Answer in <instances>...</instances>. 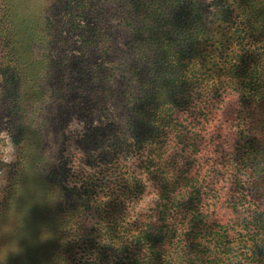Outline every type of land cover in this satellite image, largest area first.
<instances>
[{
    "label": "trees",
    "instance_id": "trees-1",
    "mask_svg": "<svg viewBox=\"0 0 264 264\" xmlns=\"http://www.w3.org/2000/svg\"><path fill=\"white\" fill-rule=\"evenodd\" d=\"M103 3L105 20L94 0H49L29 83L0 7V116L21 142L16 165L39 142L35 166L51 181L43 155H55L66 122L104 121L77 136L75 206L52 228L50 264H264V3ZM112 16L129 32L125 47L105 32ZM222 103L233 107L225 133L212 117Z\"/></svg>",
    "mask_w": 264,
    "mask_h": 264
},
{
    "label": "rangeland",
    "instance_id": "rangeland-1",
    "mask_svg": "<svg viewBox=\"0 0 264 264\" xmlns=\"http://www.w3.org/2000/svg\"><path fill=\"white\" fill-rule=\"evenodd\" d=\"M94 1L103 19L108 18L111 10L107 11L108 7L103 3V0ZM213 1L206 0L208 9H212ZM245 2L251 5L264 3V0H245ZM1 6L7 8L13 17V24L9 27V36H11L9 48L15 51V55L21 61L23 81L29 83V77L31 76L28 70L35 75L39 74L37 69L32 68L34 61L39 57L37 54L39 47H37L34 39L40 38L39 31L43 26L41 13L49 8V0H0ZM104 26L105 32L111 35L121 47H125L129 40V32L119 24V19L112 16ZM30 30L34 34L35 38L33 39L29 38ZM86 63L95 65L96 61L92 58L87 59ZM106 72L107 74L111 73L110 70ZM73 74L72 70L67 76L70 78ZM99 79H102V75L99 76ZM116 79L121 81L117 76L113 77L112 81L116 83ZM99 83L94 84L93 88L97 92L96 95L102 97L99 92ZM115 86L117 90H120L118 85ZM227 96L225 95V101L229 98ZM205 97L209 96L205 94ZM231 97H235V94L233 93ZM221 106L223 109L218 110L215 104L212 109V117L223 124L224 128L221 129V132L225 133L228 121H230L228 120L230 111L233 107L223 103ZM113 107H116V105L110 106V109ZM101 108L103 110L104 106H101ZM0 111H2L1 106ZM112 114L115 115L113 119L116 128L121 125L124 112L115 108ZM5 116L6 114L0 116V133L7 131L12 140V134L5 126L7 119ZM100 124H104V121L90 119L86 114L80 119L71 117L66 122L62 134L57 133L55 135L56 144L53 151V153L56 151L55 155H43L46 158L50 157L49 160L47 159V163L51 167L49 169L54 170L51 181L42 173L41 168L35 166V164H42L43 149H38L39 142L30 141L33 142L30 156H24L17 165L15 161L17 155L19 156L18 147L21 146V142L16 144L12 140L14 151L8 154L11 160L10 163L4 162L5 154L0 151V264L52 263L53 252L57 245L56 233L53 234L52 228L54 230L62 225H67L68 223L65 224L64 221H70L69 215L75 206L69 191L77 186L72 177L79 157L75 143L77 136L84 133L91 126ZM229 137L232 136L229 134ZM5 146V139L0 138V148ZM29 159L31 162L26 165L29 169L27 170L25 163ZM126 163L134 168L135 161L133 159H126ZM29 165H34V169L29 168ZM83 168L89 170L86 166H83ZM17 176L22 179L24 185L21 184V186L16 187L15 177ZM150 196L144 197L141 206L144 207L149 203ZM101 197L106 199L103 194ZM57 249L59 251L60 246ZM46 250H51V252L47 253Z\"/></svg>",
    "mask_w": 264,
    "mask_h": 264
},
{
    "label": "clouds",
    "instance_id": "clouds-1",
    "mask_svg": "<svg viewBox=\"0 0 264 264\" xmlns=\"http://www.w3.org/2000/svg\"><path fill=\"white\" fill-rule=\"evenodd\" d=\"M0 138L5 139L6 146L3 148H0V151H3L5 154L4 156V162L10 163L11 160L8 157V154L14 151V145L12 143L11 137L8 135L7 131L0 133Z\"/></svg>",
    "mask_w": 264,
    "mask_h": 264
}]
</instances>
